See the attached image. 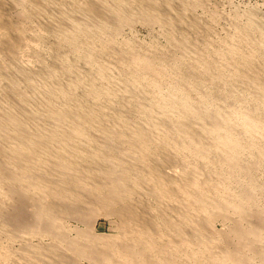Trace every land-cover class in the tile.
Wrapping results in <instances>:
<instances>
[{"label": "bare ground", "instance_id": "6f19581e", "mask_svg": "<svg viewBox=\"0 0 264 264\" xmlns=\"http://www.w3.org/2000/svg\"><path fill=\"white\" fill-rule=\"evenodd\" d=\"M203 4L0 0V264H264V15Z\"/></svg>", "mask_w": 264, "mask_h": 264}, {"label": "rangeland", "instance_id": "374dc122", "mask_svg": "<svg viewBox=\"0 0 264 264\" xmlns=\"http://www.w3.org/2000/svg\"><path fill=\"white\" fill-rule=\"evenodd\" d=\"M201 1L204 4L202 6H198V8H195V13H197L198 16L200 14V16L202 15L201 18H203L204 14L207 15L206 13H208V14L214 13L217 16L219 15L218 19L220 20V22L217 19V21H216V23L218 22L217 26H216V23L214 25V28H215L214 29V36H215V38H223V35H224V37H226L227 34L229 35L230 31H233L232 24L230 23L231 22L230 19H232V14L234 17V14H236V13H240V12L244 13V12H248L249 10L253 11L255 9V10H257L256 13L259 12L258 16H260V18H262L261 16L264 15V0H208V1L207 0H201ZM206 2H207V4H205ZM204 6H206L205 9H202V8H204ZM216 8H217V12L215 11ZM206 9H208V10H206ZM247 9H249V10H247ZM242 10H244V11H242ZM158 26L159 25L148 26V24L146 25L142 22H138V23H135V25L134 24L131 25L130 27L129 26L125 27V29H123L122 33H120L121 35H120L119 39L120 40L126 39V40H131V41H133V39H134V41L142 43V44L143 43L144 44H157V46H159V47H165V45L168 46V42H166L168 40L166 39L165 34H164V37H162L163 34H161V33H165V32L162 30V28L159 29L160 27H158ZM231 28H232V30H231ZM223 30H226V31H223ZM228 30H229V32H227ZM218 34H220V35H218ZM225 34H226V36H225ZM165 39H166V41H165ZM159 44H161V45H159ZM96 216L97 217L93 218L94 221L92 220V228H90V230L92 229L91 231L95 235L103 236L109 240H113L115 238L117 239V237L120 235L122 236V234H121L122 232H121V228H120L121 222H120V219L118 217H116L114 215H106V214L96 215ZM68 223L70 225V228H72V234H71L72 237L74 236V233L76 232L75 230H78V228L79 229L81 228V230H84V231L89 230V228L86 226L87 223H85L86 224L85 225L84 222H81V221L76 222V220H74V219L69 220ZM224 224H225L224 222L218 220L214 224V226H215L214 229L218 232L223 231L226 229V224H225V226H224ZM118 238H120V237H118ZM15 245L16 246H14V248L19 247L18 242ZM88 259L89 258H87V257H79V258H77V264H95L93 261L88 260Z\"/></svg>", "mask_w": 264, "mask_h": 264}]
</instances>
